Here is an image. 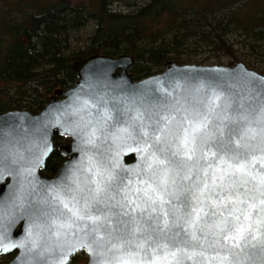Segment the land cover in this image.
<instances>
[{
  "label": "snow or ice",
  "instance_id": "6c2138e0",
  "mask_svg": "<svg viewBox=\"0 0 264 264\" xmlns=\"http://www.w3.org/2000/svg\"><path fill=\"white\" fill-rule=\"evenodd\" d=\"M154 83L99 117L102 131L123 121L112 139L140 157L136 171L117 152L33 205L44 230L63 237L52 264L79 248L90 264H245L249 251L264 254V78L249 74L239 91L214 75ZM6 239L4 251L15 246Z\"/></svg>",
  "mask_w": 264,
  "mask_h": 264
},
{
  "label": "trees",
  "instance_id": "16d2710c",
  "mask_svg": "<svg viewBox=\"0 0 264 264\" xmlns=\"http://www.w3.org/2000/svg\"><path fill=\"white\" fill-rule=\"evenodd\" d=\"M115 1L21 0L13 10L7 0L0 12V111H41L56 89L76 82L72 62L93 54L133 55L131 70L141 79L163 70L171 53L193 36L212 45L216 56L235 59L236 50L226 38L229 32L241 30L256 41L264 40V0H149L129 11L114 8ZM224 11L228 14L222 20L216 18ZM187 13L203 20V30L192 28L195 20L187 21ZM92 25L95 28L87 34ZM54 141L59 146L68 138L56 136ZM63 159L57 148L43 172H56ZM10 258L0 255V264ZM85 262L81 251L70 264Z\"/></svg>",
  "mask_w": 264,
  "mask_h": 264
},
{
  "label": "water",
  "instance_id": "95a60500",
  "mask_svg": "<svg viewBox=\"0 0 264 264\" xmlns=\"http://www.w3.org/2000/svg\"><path fill=\"white\" fill-rule=\"evenodd\" d=\"M134 64L135 57L131 54H93L74 60L71 67L77 74L76 82L67 89H56L41 111L33 113L19 108L0 111V234L7 236L4 244L15 245L8 251L0 248V255L15 253L5 264H52L57 258L51 250L64 242L63 237L58 240L44 230V221L34 212L33 205L61 177L70 179L77 169L83 174L90 163L111 164L117 152L121 168L136 171L140 157L121 152L112 139L111 134L125 126L123 121L101 130L99 117L105 106L115 116V109L127 107L121 103L125 98L156 88L154 81L164 83L166 77L183 83L185 75L199 79L214 75L236 85L237 91L249 74H254L257 80L264 78L263 73L243 61L226 66L168 60L162 71L135 79L131 70ZM93 128L97 129L94 136L90 135ZM56 136L68 138V143L57 146ZM57 148L65 160L55 176L47 177L42 170ZM29 191L34 195L27 196ZM81 251L87 255L84 264H90L91 255L84 248L69 255L67 264ZM247 255L251 258L245 264H264V254L259 249Z\"/></svg>",
  "mask_w": 264,
  "mask_h": 264
},
{
  "label": "rangeland",
  "instance_id": "374dc122",
  "mask_svg": "<svg viewBox=\"0 0 264 264\" xmlns=\"http://www.w3.org/2000/svg\"><path fill=\"white\" fill-rule=\"evenodd\" d=\"M12 2L11 9H16V3L21 0H8ZM32 1V0H25ZM78 0H72V2H77ZM149 0H117L115 1L114 8L123 11L135 10L141 4L148 2ZM7 0L3 2L0 0V12L2 13L5 10ZM44 2V0H41ZM18 4V3H17ZM242 2L238 3L237 7H240ZM228 12L224 11L216 14V18L222 20ZM186 20L191 21L195 20L192 25V28L196 31L203 30L199 28L204 22L203 20H197V17L194 15L187 13L185 14ZM213 20L214 18H209ZM95 28V25H92L86 31L87 34ZM193 30V31H194ZM172 35L167 37L169 41ZM228 42L233 44L234 49L236 50V59L230 55L222 54L219 57L216 56L212 50V45H208L207 43H203L201 41H197L199 39L198 36H193L187 40V42L181 46L178 52H173L169 56V60L177 61L181 64H220V65H233L232 63H237L238 61H243L249 68L255 69L260 73L264 74V40L256 41L253 36H248L246 33L241 30L229 32L226 36ZM27 40H25L26 42ZM253 45H257L256 48ZM165 68V67H164ZM162 71V70H161ZM160 72V71H159ZM158 73V72H156ZM2 83H0V86ZM14 89H9V94L13 92ZM87 260V255H86Z\"/></svg>",
  "mask_w": 264,
  "mask_h": 264
},
{
  "label": "flooded vegetation",
  "instance_id": "af4514ba",
  "mask_svg": "<svg viewBox=\"0 0 264 264\" xmlns=\"http://www.w3.org/2000/svg\"><path fill=\"white\" fill-rule=\"evenodd\" d=\"M55 142V141H54ZM68 143V141L67 142H65V143H62L61 145H63V144H67ZM57 145V144H56ZM58 146V145H57ZM60 146V145H59ZM61 154V153H60ZM63 157V156H62ZM64 158V157H63ZM64 160H65V158L63 159V162H64ZM46 168V167H45ZM59 169H60V167H59ZM59 169L56 171V172H54V173H50V174H46V173H44L43 171H45L44 169L42 170V173L44 174V175H46L47 177H52V176H55L57 173H58V171H59ZM7 255H10L11 256V258L7 261V262H9L14 256H15V253H10V254H7ZM7 262H5V263H7ZM5 263H2V264H5Z\"/></svg>",
  "mask_w": 264,
  "mask_h": 264
}]
</instances>
